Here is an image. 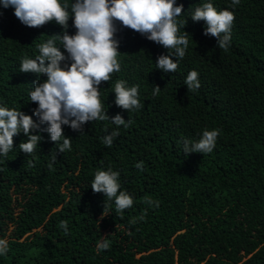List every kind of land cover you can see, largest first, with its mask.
I'll return each instance as SVG.
<instances>
[{"label":"trees","instance_id":"trees-1","mask_svg":"<svg viewBox=\"0 0 264 264\" xmlns=\"http://www.w3.org/2000/svg\"><path fill=\"white\" fill-rule=\"evenodd\" d=\"M203 2L176 0L184 6L178 34L188 33L189 46L175 73L156 68L167 49L117 22L121 71L99 91L106 114L131 120L128 128L110 120L89 121L83 133L62 125L72 139L62 153L47 132L31 133L42 139L29 155L19 149L27 137H13V150L0 155V239L9 245L0 264H264V0L235 8L210 0L234 12L227 51L203 34L204 21L190 18ZM61 31L55 22L27 27L0 3V106L39 122L30 92L46 76L20 72V62ZM68 31H76L71 18ZM191 70L201 84L195 91L184 83ZM121 79L139 85L140 109L115 105ZM205 128L220 130L213 152L185 154L182 138L197 140ZM113 130L119 135L108 147L102 138ZM108 168L133 198L122 214L90 186L96 170ZM74 182L78 190L62 191ZM105 239L110 248L99 250Z\"/></svg>","mask_w":264,"mask_h":264},{"label":"clouds","instance_id":"clouds-1","mask_svg":"<svg viewBox=\"0 0 264 264\" xmlns=\"http://www.w3.org/2000/svg\"><path fill=\"white\" fill-rule=\"evenodd\" d=\"M0 3L4 8L12 7L15 17L27 27L40 28L55 22L62 29L60 34L36 45L38 54L34 58L24 56L20 62V72L46 76L43 81H34L30 92V101L38 105L33 115L39 122L21 110L0 106V155L3 156L13 150V137L21 132L27 140L19 144L20 151L28 155L34 152L42 136L31 133L38 131L47 132L62 153L71 150L72 140L65 137L62 125L80 133L89 121L110 120L117 128L131 125L132 121H125L120 114L109 117L100 99L102 82L110 81L113 73L121 71L117 22L120 27L140 33L168 50L156 60V68L165 73L176 72L189 46L188 33L178 34L177 17L184 12V6L177 5L176 0H72L70 4L61 3V0H0ZM239 4L240 0H232L231 7ZM70 18L76 29L73 35L68 31ZM190 18L193 22L204 21L203 34L215 37L217 47L228 50L235 20L233 11L227 8L218 11L209 0L195 7ZM198 76L195 70L188 72L184 83L189 91L201 87ZM138 90L139 85L128 86L127 81L117 80L115 105L127 112L140 109ZM160 91V87L155 86L152 95L157 96ZM45 124L47 127L41 128ZM219 134V129L205 128L197 140L182 138L184 153H212ZM118 135L119 132L113 130L102 138V143L111 147ZM135 167L143 171V161ZM119 175L111 168L97 169L90 186L93 192L104 193L107 200L114 201L115 211L122 214L133 206V198L121 190ZM144 202L159 206L158 201L154 202L150 197H145ZM60 227L68 233L67 221H61ZM97 248L106 250L110 244L105 239L97 243ZM8 250L7 240L0 239V256L6 255Z\"/></svg>","mask_w":264,"mask_h":264},{"label":"rangeland","instance_id":"rangeland-1","mask_svg":"<svg viewBox=\"0 0 264 264\" xmlns=\"http://www.w3.org/2000/svg\"><path fill=\"white\" fill-rule=\"evenodd\" d=\"M78 171H79V168L76 170V173H78ZM74 186H75V182L71 185H66V187H64L62 191L68 193L70 190H78L77 187H74Z\"/></svg>","mask_w":264,"mask_h":264}]
</instances>
